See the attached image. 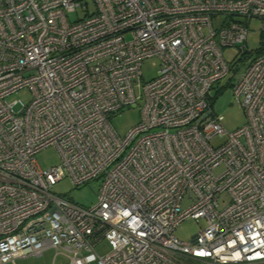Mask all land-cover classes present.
I'll return each instance as SVG.
<instances>
[{
	"label": "built area",
	"instance_id": "2783aa9c",
	"mask_svg": "<svg viewBox=\"0 0 264 264\" xmlns=\"http://www.w3.org/2000/svg\"><path fill=\"white\" fill-rule=\"evenodd\" d=\"M227 76L247 118L233 131L212 105ZM135 105L119 135L111 116ZM47 147L59 162L42 168ZM64 178L98 181L97 201L54 192ZM185 218L205 221L189 241ZM48 248L65 264H264V0H0V264Z\"/></svg>",
	"mask_w": 264,
	"mask_h": 264
},
{
	"label": "rangeland",
	"instance_id": "374dc122",
	"mask_svg": "<svg viewBox=\"0 0 264 264\" xmlns=\"http://www.w3.org/2000/svg\"><path fill=\"white\" fill-rule=\"evenodd\" d=\"M83 12L79 11L77 16H82ZM76 16V15H75ZM262 21L258 18H253L250 21L249 33L247 37V45L250 49L259 48L262 44L260 35V27ZM223 55L225 59L233 62L236 58V48L226 47L223 49ZM159 67V59L157 57L146 58L141 63V80L143 82L148 81L156 76ZM232 72L230 73V75ZM229 76L224 78L221 84L225 87L216 94L213 99L212 105L214 111L222 116V125L226 131H233L247 121L245 111L240 107L234 98L232 88L227 83ZM29 92L26 90L18 91L11 95L10 99H21L27 101L29 99ZM141 120V112L139 106H129L118 113L114 114L110 118V124L116 130L119 135H124L131 127L139 123ZM224 138H214L211 143L213 145L219 144ZM35 159L39 166L42 168H48L56 165L59 162V155L55 148L47 147L35 155ZM220 169V168H219ZM218 171V170H217ZM100 183L98 181H90L89 183L80 187H73L71 182L64 178L57 182L52 190L69 200L80 204L82 206H90L97 201V195L99 192ZM225 201L227 198L225 197ZM225 202H220L219 206L222 207ZM186 205V202H184ZM205 225L203 219L185 218L181 221L180 225L175 229L174 235L182 240L189 241L191 237L198 232ZM109 249L108 244L103 241L96 246V250L99 253H104ZM69 262L67 255L59 251L58 253L53 248L46 249L41 256H29L27 258L20 259L16 264H65Z\"/></svg>",
	"mask_w": 264,
	"mask_h": 264
},
{
	"label": "crops",
	"instance_id": "0c3cea01",
	"mask_svg": "<svg viewBox=\"0 0 264 264\" xmlns=\"http://www.w3.org/2000/svg\"><path fill=\"white\" fill-rule=\"evenodd\" d=\"M40 256H41V255H40ZM26 258H27V257H26ZM20 259H23V258H18V259H16L14 264H16V262H17L18 260H20ZM3 264H11V263H3Z\"/></svg>",
	"mask_w": 264,
	"mask_h": 264
}]
</instances>
